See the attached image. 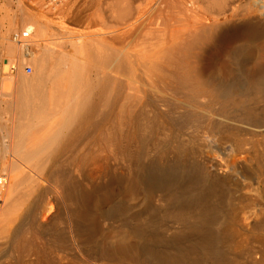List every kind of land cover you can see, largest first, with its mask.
<instances>
[{"label":"bare ground","instance_id":"1","mask_svg":"<svg viewBox=\"0 0 264 264\" xmlns=\"http://www.w3.org/2000/svg\"><path fill=\"white\" fill-rule=\"evenodd\" d=\"M66 7L78 27L93 13L90 47L71 55L15 32L7 56L19 69L2 68L0 264H207L215 244L228 243L209 231L229 183L210 180L200 132L238 140L242 125L264 135V64L248 71L246 53L264 40V0ZM24 16L21 32L43 39L45 25ZM13 29L0 33V56ZM27 61L34 73L22 72ZM95 200L103 229L113 220L128 243L104 242L90 217ZM167 222L177 238L199 240L158 250L170 245L156 232Z\"/></svg>","mask_w":264,"mask_h":264},{"label":"rangeland","instance_id":"2","mask_svg":"<svg viewBox=\"0 0 264 264\" xmlns=\"http://www.w3.org/2000/svg\"><path fill=\"white\" fill-rule=\"evenodd\" d=\"M17 2V0H0V33L5 32L11 25H13L14 28L7 42V49L5 48L3 50L4 52L2 51L3 53H1L0 69L4 67V71H8L9 65H17V62H13L11 58L9 61V56H7V54H10V51L12 53V45H14V47H18L19 45L12 41L13 33L15 32L21 34L23 38L29 37L30 40L39 43L40 47L45 45L52 46L56 50L66 51L71 55L76 54L75 50L78 44L81 45L83 49L90 47L89 43H91L93 39L92 35L95 31V28L91 26L90 22L94 16L92 12L87 13L89 15H87L86 21H89V23L86 22L85 25H80L78 27L73 21V8L70 9L69 7L68 9L66 7V4L68 5L71 0H21L19 5ZM21 14L23 16L25 14L24 17L28 16L31 20H36L44 24L47 28L46 38L40 39L34 34L22 33L21 21L23 16ZM24 34H27V36H24ZM101 39L102 38H98L96 42L104 45ZM246 53L249 60V67L247 70L252 71L259 69L264 64V40L256 42L254 45L248 44ZM80 61H82V59H80ZM4 63H7L6 66H4ZM25 65H29L33 70L32 73H34V67L29 61L25 62L22 66V72ZM17 69H19V65H17ZM229 73H231V70L228 64L226 66L225 75H229ZM13 74H16V72H13ZM1 75L3 74L1 73ZM205 78L210 79L211 76H205ZM214 120H216V118H214ZM201 123L202 122H200V124ZM240 126L242 127V134L238 140L222 141L218 137L212 138L210 135H207V133H205L207 130L205 129V131L202 130V132H200V138H202L199 142L202 146L207 147H203L200 151V153H202L200 159L202 162H207V159H210L208 161V164H211L210 168L208 165L210 180L220 179L229 183V185L226 184L225 187H223V189L227 190H223L224 192H222L223 196L221 195L222 197H220V201L218 202L220 212L216 214V221L213 222L214 224L210 227L211 232L209 231V233H214L216 235L223 234L224 232L229 234L226 238H229L226 240L229 244L227 242H225L227 245L221 243L220 245H218L219 243L215 244V248L219 253L217 250H215L217 253L214 252L218 256L213 252L214 255L212 254L209 257L210 259H207V264H264V135H262L260 129ZM191 132V130H186L184 135L186 136ZM230 161H234L236 164L235 169L232 168ZM260 189L262 190L260 191ZM97 194L102 195L103 191L101 190L100 192L98 190ZM152 197H154L153 194L151 195V198ZM154 204L157 203L155 202ZM91 207V219L100 224L101 220L96 214L97 200L92 202ZM173 224L174 223L167 222L166 227L159 228L156 231L162 235L164 239H169L168 242H170V245L164 244L165 246L163 249V246L156 247L158 250L167 253V251H175V247L178 248L183 245V243H191V239L193 238L194 241H196V239L199 240L197 234L189 235V237L185 239L181 238V236L177 238L179 235L177 234L178 226L175 223V228ZM220 225H223L224 228ZM101 230L104 242L108 241V247L123 246L131 240L130 235L122 232L121 226H118V223H115L113 220L108 224V231L107 229H103V226H101ZM146 238L147 241H149L151 236L148 234ZM179 238H181L183 242ZM92 253L95 254L93 251ZM79 255L83 257L81 253H79ZM194 255L198 254L195 253ZM211 258H213V260H211ZM217 259L220 260L217 261ZM79 261L77 260V264H80ZM121 262L122 261L119 260L118 264H125ZM108 264L111 263L108 262Z\"/></svg>","mask_w":264,"mask_h":264},{"label":"crops","instance_id":"3","mask_svg":"<svg viewBox=\"0 0 264 264\" xmlns=\"http://www.w3.org/2000/svg\"><path fill=\"white\" fill-rule=\"evenodd\" d=\"M1 71H0V78H2V77H4L5 76V74L3 73V69L1 68L0 69ZM16 71V70H15ZM15 71H13V72H15ZM1 72H2V74L4 75H1ZM13 72H12V74H13ZM16 73H17V71H16ZM13 75H16V74H13ZM0 81H1V79H0ZM7 97L6 96H4L3 95V93H2V89H1V85H0V101H2L3 102V100L4 99H6Z\"/></svg>","mask_w":264,"mask_h":264},{"label":"built area","instance_id":"4","mask_svg":"<svg viewBox=\"0 0 264 264\" xmlns=\"http://www.w3.org/2000/svg\"><path fill=\"white\" fill-rule=\"evenodd\" d=\"M24 36H27V34H24ZM15 67H16L15 65H12L11 70L14 71ZM24 71H25V73L30 74L32 72V68L29 65H25Z\"/></svg>","mask_w":264,"mask_h":264}]
</instances>
